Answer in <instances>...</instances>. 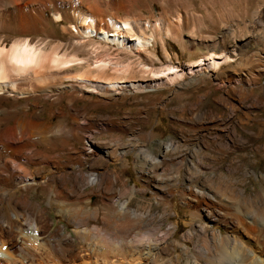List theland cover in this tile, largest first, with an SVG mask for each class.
<instances>
[{
    "label": "bare ground",
    "instance_id": "6f19581e",
    "mask_svg": "<svg viewBox=\"0 0 264 264\" xmlns=\"http://www.w3.org/2000/svg\"><path fill=\"white\" fill-rule=\"evenodd\" d=\"M156 3L162 11L160 18L152 11ZM199 3L206 6L209 1ZM169 5L174 13L170 12ZM192 5V0H149V6L147 0H43L38 6H32L29 0L1 1L0 32L6 30L15 37L8 46L0 38V264H16L24 257L30 258V264H54L52 259L59 264L79 261L81 264H264V222H259L261 216L257 214L264 212L262 186L251 195L229 180L225 189H215L219 197L225 196L224 234L210 225L222 217L206 206L204 199L209 194L196 191L197 204H185L197 211L192 217L202 222L197 224V230L184 234L181 242L172 240V250H180L174 258L165 246L174 232L160 230L168 215L161 216L157 224L150 223L151 227L143 233L134 232L133 223L154 220L146 219L148 212L143 216L130 210L132 192L127 180H121L119 175L111 177L102 173L99 178L94 170L78 188L69 190L65 183L50 188L48 204L80 228L75 232L81 240L79 243L64 231V226L51 230V220L43 216L44 209H28L30 201L20 194L32 190V186H47L54 172L62 177L66 169L80 171L85 163L80 159L86 160L90 155L117 158L115 150L92 141L89 126L100 125V121L79 115L74 103L86 99L96 107L120 91L158 85L157 79L146 84L105 76L109 69L119 72L115 69L118 63L107 54V47L115 46L117 51L129 56L134 54L149 63L153 57L148 47L155 36L163 33L178 38L182 21L185 29H196L194 18L189 19L194 16L189 13ZM140 6L148 9V17L143 18L135 11V7L141 11ZM47 10H51L56 23L63 18L62 10L70 11L79 23L60 28L68 34L66 42L53 46L44 42L48 30ZM119 11L124 12L125 18L117 17ZM145 31L150 34L146 35ZM37 33L43 34V39L36 43L25 38ZM67 47L72 53L65 51ZM78 53L83 57H78ZM226 59L222 58L221 62ZM221 62L216 55H210L198 59L184 71L191 76L202 69L212 70ZM76 69L84 72L76 73ZM87 72L94 74L87 76ZM164 73L165 80L172 82L183 71L167 67ZM90 94H95L96 99ZM5 102L12 105L5 107ZM39 102L46 107L41 108ZM61 103L63 108L59 107ZM65 116L70 118V126L63 121ZM82 139L83 147H75V142ZM131 150L123 149L121 156ZM44 168H49L46 174ZM75 176L83 178L84 175L80 172ZM94 194L99 196L101 206L86 208L85 204L90 205L86 196ZM98 217L101 226L81 229ZM57 237L62 243L51 246V239ZM193 237L199 245L190 247L188 242ZM85 243L87 248L83 249ZM163 252L169 257L165 258Z\"/></svg>",
    "mask_w": 264,
    "mask_h": 264
},
{
    "label": "rangeland",
    "instance_id": "374dc122",
    "mask_svg": "<svg viewBox=\"0 0 264 264\" xmlns=\"http://www.w3.org/2000/svg\"><path fill=\"white\" fill-rule=\"evenodd\" d=\"M29 1L32 6L43 2ZM208 1L205 6L199 3L200 0H192L189 13L194 16L188 18L196 21L194 31L185 29L182 21L178 38L163 33L154 37L148 47L153 57L149 63L108 45L107 54L118 63L115 69L118 68L119 72L109 69L105 76L146 84L157 79L159 84L120 91L96 107L86 99L74 103L79 115L100 121V125L92 123L89 126L92 141L115 150L117 158L111 160L106 156L90 155L85 157L86 160L80 159L85 162L80 171L72 170V173L66 169L67 175L64 173L62 177L54 172L47 186H32V190L20 192L30 201L28 209H44L43 216L51 220V230L64 226V231L69 232L77 243L81 241L76 235L80 228L48 204L50 188L59 187L61 183H65L69 190L78 188L85 183V176L94 170L99 178L102 173L111 174V177L119 175L121 180H127L132 192L130 210L138 214L148 212L146 219L151 217L154 220L147 223L144 220L138 225L133 223L134 232L143 233L151 227L150 223L154 225L161 216L168 215L160 230L174 232L173 238L165 243L174 258L180 250H172V242H181L184 234L197 230V224L202 222L192 217L197 211L185 204H197L199 196L196 191L209 194L210 197L204 199L206 206L222 217L219 222L211 221L210 225L224 234L225 196L219 197L215 189H225L228 180L248 195L264 187V0ZM147 4L149 6V0ZM169 6L170 12L174 13L172 5ZM152 7L155 17L160 18L159 4ZM135 11L143 18L150 15L145 6L141 11L135 7ZM69 12L62 10L63 18L56 23L51 10L46 11L48 30L44 42L49 46L67 41L68 34L62 33L61 27L79 24ZM117 17L125 18L124 12L119 11ZM145 34L150 32L145 31ZM14 37L6 30L0 32V38L5 39L7 46ZM25 38L36 43L43 39V34H29ZM65 51L72 53L70 47ZM210 55H216L219 62L224 57L228 59L212 70L202 69L191 76L186 74L184 68ZM78 57L83 56L79 54ZM167 67L182 69L183 74L168 82L164 75ZM75 72L83 73L84 70L76 69ZM93 74L87 72V76ZM90 97L96 99L97 96L90 94ZM9 105L12 103H3L5 107ZM39 106L43 108L45 104L39 102ZM62 106L63 103L59 105ZM63 121L70 126L69 117H63ZM83 142V139L75 142V147H83ZM166 145H169L167 150ZM129 148L132 150L121 156L122 150ZM47 169L44 168L43 173L46 174ZM77 172H81L83 178L75 176ZM87 190L89 187L85 188ZM85 199L90 203L84 205L86 208L101 206L96 194ZM257 214L261 216L259 222L263 223L264 212L258 211ZM93 226H101L99 217L81 229ZM51 240V246L62 243L58 237ZM194 244L199 245L195 237L188 242L190 247ZM82 248H87L86 243ZM163 256L169 257L166 252ZM22 260L16 264L31 262L29 257ZM52 261L59 264L54 259Z\"/></svg>",
    "mask_w": 264,
    "mask_h": 264
}]
</instances>
